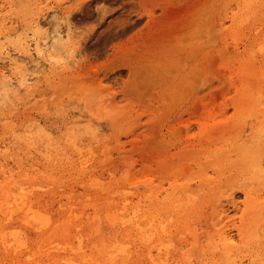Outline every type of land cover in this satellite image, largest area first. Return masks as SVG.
<instances>
[{
    "label": "rangeland",
    "instance_id": "rangeland-1",
    "mask_svg": "<svg viewBox=\"0 0 264 264\" xmlns=\"http://www.w3.org/2000/svg\"><path fill=\"white\" fill-rule=\"evenodd\" d=\"M179 1L0 0V61L19 52L31 70L25 80L6 73V87L0 77V264H232L217 237L223 227L238 264H264V0H191L183 25L167 19L154 31L160 43L145 42L152 22ZM59 31L53 60H37L39 38ZM150 223L149 234L168 227L169 254L138 229ZM111 240L130 244L128 253L110 256Z\"/></svg>",
    "mask_w": 264,
    "mask_h": 264
},
{
    "label": "bare ground",
    "instance_id": "bare-ground-1",
    "mask_svg": "<svg viewBox=\"0 0 264 264\" xmlns=\"http://www.w3.org/2000/svg\"><path fill=\"white\" fill-rule=\"evenodd\" d=\"M194 1V3H196V0H193ZM171 2V1H170ZM160 3H162V2H160ZM191 3H193V2H191V0H184V2L183 3H181L180 1L179 2H177V3H172V4H170V3H168V4H170V7H169V9H168V7L166 8V10L165 11H167V9H168V11L166 12V14H165V16H163L162 18H160V19H158V17H159V15H158V17H157V19L158 20H154L153 22H152V24H153V26L152 27H150L151 28V32L150 33H147V35L145 36V38H144V40H145V42L147 41V42H149L148 40H151L152 38H153V36H155L154 38L155 39H157L156 37H158L157 35H154V34H156L157 32H155L154 33V31L156 30V29H159V28H161L165 23H167V19H174V21H172V22H175V19L176 20H178V19H180L181 17L183 18V14L185 13V15H184V18L183 19H185V16L186 15H189L190 14V12H187V11H189V9L191 8V10L190 11H192V5H195L194 3L193 4H191ZM163 4V3H162ZM161 4V6H162V8H164L163 7V5ZM166 4V3H165ZM160 9H161V7H160ZM186 12L188 13V14H186ZM161 13V12H160ZM159 13V14H160ZM53 14V13H52ZM51 14V15H52ZM49 16V15H48ZM54 18V17H53ZM50 19V18H49ZM154 19V18H153ZM190 19V18H189ZM46 20V19H45ZM48 20V19H47ZM186 20V19H185ZM185 20H182V19H180V22H182V21H185ZM50 21H51V19H50ZM49 21V22H50ZM46 22H48V21H46ZM179 21L177 22L176 21V23H177V25L180 23ZM149 23V22H148ZM147 23V24H148ZM176 23H173V24H175L176 25ZM183 23H185V22H182V25H183ZM174 25V26H175ZM182 25H181V27H182ZM54 26V25H53ZM166 26V25H165ZM179 26V25H178ZM184 27V26H183ZM142 28H145V27H142ZM163 29V28H162ZM173 29V25H172V27H171V30ZM174 29H176V28H174ZM178 29H179V27H178ZM177 29V30H178ZM49 30V29H48ZM143 30V29H142ZM165 30V31H164ZM168 30V29H167ZM171 30H169V31H171ZM163 31L165 32L164 34H162V35H164V36H166V34H169L170 35V32L169 31H167V33H166V28L165 29H163ZM162 30L160 31V32H163ZM174 31V30H173ZM48 32V31H47ZM51 32V31H50ZM55 32V31H54ZM182 32H184V31H182ZM52 34V33H51ZM53 34H55V35H53ZM52 35H50V33H45V35L43 36V37H41V38H39V40L36 42V45H35V53H36V55H37V60L39 59V58H44L45 59V61H52L53 60V58L54 57H52V55L51 54H49V49H51V47H54L52 44L53 43H51V41L53 42L54 40H57V41H55L54 43H56V42H58V41H60L62 38H63V35L64 34H62V31L60 32H56V33H53ZM161 34V33H160ZM134 35V34H133ZM132 34H131V36H133ZM159 35V34H158ZM168 35V36H169ZM53 36H55V37H53ZM141 36H142V33H141ZM160 36V35H159ZM163 36V37H164ZM176 36V35H175ZM68 37V36H67ZM64 38H65V36H64ZM161 38V37H160ZM173 38V37H172ZM175 38V37H174ZM132 40H133V37L131 38ZM137 39V38H136ZM136 39H134V42H135V40ZM154 39V40H155ZM159 39V38H158ZM157 39V40H158ZM164 39V41H165V38H163ZM68 40V39H67ZM139 40V39H138ZM143 40V41H144ZM160 41V39L158 40V41H154V42H159ZM163 41V40H162ZM164 41H163V43H164ZM128 42V41H127ZM259 42V41H258ZM125 42H123V44H124ZM149 43H151V42H149ZM153 43V42H152ZM160 43V42H159ZM65 44V43H64ZM134 44V43H133ZM155 44V43H154ZM58 45H60L61 46V44H58ZM122 45V44H121ZM125 45H127V44H125ZM132 45V44H131ZM137 46H139L138 44H136ZM259 45H261V44H259ZM150 46V45H149ZM152 46V45H151ZM258 46V45H257ZM262 46V45H261ZM56 47H58L57 45H56ZM126 47V46H125ZM156 47V46H155ZM136 48V49H135ZM151 48V47H150ZM152 48H153V46H152ZM260 48V47H259ZM57 50H58V48H56ZM56 49H52V51L53 50H56ZM125 49V48H124ZM133 49H135V51H137V47H134ZM141 49H143V47H141ZM149 49V48H148ZM261 49H262V47H261ZM56 50V51H57ZM145 49H143V51H144ZM150 50V49H149ZM51 51V52H52ZM56 51H53V52H56ZM115 51V50H114ZM122 51V50H121ZM146 51V50H145ZM151 51V50H150ZM251 51V50H250ZM257 51V50H256ZM264 51V48H263V50H262V52ZM58 52V51H57ZM56 52V53H57ZM260 52V51H259ZM60 53L62 54V52H61V50H60ZM117 53V52H116ZM150 53V52H149ZM258 53V52H257ZM125 54V53H124ZM128 54H130V53H128ZM141 54V53H140ZM53 55H54V53H53ZM130 55H132V54H130ZM129 55V56H130ZM134 55V57H135V53L133 54ZM127 56V55H126ZM259 56V55H258ZM139 57H141L140 55H139ZM180 57V56H179ZM21 55H20V53L19 52H7L6 53V56L4 57V60L7 62V64L5 65L4 64V62L2 61V64H4V65H1V67H0V77H2V78H4V82H5V84H2L3 85V87L5 86L6 87V84H11V81H13V79H12V77H10V78H7V75H6V73H11V75L13 74V75H15V76H17V75H19L21 78H23L24 80L26 79V77H27V75H29V73H30V71H28L29 69H27V68H22V65H20V60H21ZM56 58V57H55ZM58 58V57H57ZM115 58V57H114ZM129 58V57H128ZM138 58V57H137ZM182 58V57H181ZM130 59V58H129ZM133 58H131L130 59V61L132 60ZM156 59V58H155ZM59 60V59H58ZM142 60H144L143 58H142ZM161 60V59H160ZM0 61V62H1ZM55 61H56V59H55ZM54 61V62H55ZM106 61V60H105ZM111 61V60H110ZM112 61H114V62H118L116 59L114 60H112ZM112 61H111V63H112ZM133 61V60H132ZM138 61V60H137ZM5 62V63H6ZM122 62H123V60H122ZM136 62V61H135ZM141 62V61H140ZM144 62V61H143ZM262 62V61H261ZM37 63V62H36ZM64 63V62H63ZM263 63V62H262ZM109 64H110V62H109ZM128 64H130V63H128ZM133 64V63H132ZM64 65V64H63ZM107 65H108V63H107ZM143 66L142 64H139V66L138 65H135V66H138V67H141V66ZM261 65V64H260ZM41 66H42V64H41ZM102 66V65H101ZM146 66V65H145ZM106 67H109V66H106ZM112 67V66H111ZM144 67V66H143ZM95 68V67H94ZM264 68V67H263ZM41 69V68H40ZM39 69V70H40ZM142 69V68H141ZM143 70V69H142ZM148 70H149V68L147 69V71H145L146 73L148 72ZM36 71V70H35ZM136 72V71H135ZM139 72H140V70H139ZM138 72V73H139ZM150 72V71H149ZM148 72V73H149ZM140 75H142L143 74V72L141 73H139ZM144 75V74H143ZM143 75H142V77H143ZM261 76V75H260ZM259 76V77H260ZM14 77V76H13ZM138 78L139 77H141V76H137ZM264 76H262V78H263ZM6 79H8L7 81H5ZM135 79V78H134ZM21 80V79H20ZM19 80V81H20ZM263 80V79H262ZM140 87V86H139ZM8 88V87H7ZM13 90V89H12ZM2 91V90H1ZM262 95V94H261ZM261 97V96H260ZM262 97H264L263 95H262ZM261 97V98H262ZM264 103V102H263ZM263 105V104H262ZM256 106H254V108H255ZM259 107V106H258ZM258 107H256V109H258ZM241 108H242V106H241ZM260 109H261V107H259ZM264 108V107H263ZM238 111H240L239 113H241V111L242 110H238ZM249 111H252V109H250ZM257 111V110H256ZM259 111V110H258ZM257 111V112H258ZM249 113V112H248ZM247 113V114H248ZM263 113H264V111H263ZM253 114V113H252ZM258 114L259 113H257V115H256V113H255V115L256 116H258ZM262 114V113H261ZM248 115H250V113L248 114ZM248 115L246 116L248 119H249V117H248ZM254 115V116H255ZM242 116V115H241ZM245 116V115H244ZM243 116V117H244ZM252 115H251V119H252ZM263 117V116H262ZM264 118V117H263ZM248 119H246V122H247V120ZM262 119V118H261ZM255 120V119H254ZM254 122V121H253ZM263 122V120H261L259 123H262ZM245 123V122H244ZM250 123V122H249ZM264 124V123H263ZM262 124V125H263ZM253 126V125H252ZM257 126V125H256ZM259 127V126H258ZM260 127H261V125H260ZM225 128V127H224ZM248 128H250V127H248ZM247 128V129H248ZM252 128H254V127H252ZM251 128V129H252ZM258 129V128H257ZM260 129V128H259ZM264 131V129H262L261 128V130H259V132H261V131ZM257 133H258V131H257ZM256 133V134H257ZM255 134V135H256ZM258 136H259V134H258ZM263 137V136H262ZM262 137H261V140L263 141V139H262ZM249 138H251V137H249ZM252 138H253V136H252ZM253 139H255V138H253ZM258 139V138H257ZM256 139V140H257ZM260 140V139H259ZM249 141V140H248ZM255 141V140H254ZM243 142H245V141H243ZM257 142H258V140H257ZM261 141H259V143H260ZM258 143V144H259ZM245 144V143H244ZM258 144H256V145H258ZM261 144V143H260ZM260 144H259V147H260ZM255 145V146H256ZM252 146V145H251ZM251 149V148H250ZM254 150H255V148H253ZM257 149H259V148H257ZM247 150H249V149H247ZM245 151H246V149H245ZM249 152V151H248ZM251 152V151H250ZM255 152V151H254ZM259 152V151H258ZM260 152H261V150H260ZM253 153V152H252ZM244 154V153H243ZM254 154V153H253ZM219 156V155H218ZM261 156V155H260ZM245 157V156H244ZM252 157V156H251ZM245 159V158H244ZM254 159V158H253ZM257 159V161L259 160V159H261V158H259L258 159V157L256 158ZM260 161V160H259ZM217 162V161H216ZM253 163H254V161H253ZM258 166L257 167H260V163L259 162H255ZM252 167H253V165H252ZM252 167H249V169L251 168L252 169ZM254 167H256V165L254 166ZM247 168V167H246ZM255 169V168H254ZM261 169V168H260ZM262 170L263 171H261V173H264V169H263V167H262ZM252 171V170H251ZM254 171V170H253ZM252 171V172H253ZM258 171H260L259 169H258ZM247 174V173H246ZM252 174V173H251ZM250 175V174H249ZM248 175V176H249ZM264 175V174H263ZM255 176H256V173H255ZM254 177V176H253ZM252 177V178H253ZM257 177H259V176H256V178ZM11 178V177H10ZM9 178V179H10ZM255 178V177H254ZM251 179V178H250ZM257 179H259L260 180V178H257ZM262 179V178H261ZM259 180H258V182H259ZM3 181L5 182V180L3 179ZM4 182H3V185H4ZM250 182V181H249ZM6 183V182H5ZM246 184V183H245ZM251 184V183H250ZM1 185H2V183H1ZM4 186H6V184L4 185ZM174 186V185H173ZM172 186V187H173ZM249 186V185H248ZM2 187V186H1ZM32 187V186H31ZM175 187V186H174ZM240 187V186H239ZM250 187V186H249ZM249 187H247V189H250ZM33 188V187H32ZM32 188H30V189H32ZM34 188H35V186H34ZM155 188V187H154ZM5 189H7V188H5ZM3 187H2V190H5ZM21 189V188H20ZM19 189V190H20ZM175 189L177 190V188L175 187ZM18 190V191H19ZM150 190V189H149ZM191 190V189H190ZM246 190V189H245ZM244 190V191H245ZM193 191V190H192ZM264 191V190H263ZM2 192V191H1ZM5 192V191H4ZM151 191H149L148 193H150ZM174 192V191H173ZM188 192V191H187ZM201 192V191H200ZM252 192H253V190H252ZM252 192H250V193H252ZM6 193V192H5ZM4 193V196L7 194H5ZM30 193V192H29ZM146 193V192H145ZM145 193H144V195H145ZM148 193H146V194H148ZM152 194H153V192H151ZM150 193V194H151ZM185 193V192H184ZM2 194V193H1ZM13 194V193H12ZM150 194H148V195H150ZM156 194V193H155ZM188 194V193H187ZM261 194V193H260ZM18 195V193L16 194V196ZM138 195H140V194H138ZM158 194H156V196H157ZM173 195V194H172ZM250 195V194H249ZM4 196H2V197H4ZM14 196V195H13ZM151 196V195H150ZM152 196H154V194L152 195ZM155 196V197H156ZM159 196V195H158ZM157 196V197H158ZM185 196V195H184ZM191 196V195H190ZM232 196V195H231ZM123 197V196H122ZM140 197V196H139ZM145 197V196H144ZM169 197H171V196H169ZM187 197V196H186ZM194 197V195L191 197V198H193ZM6 198V197H5ZM9 198V197H8ZM25 198V197H24ZM148 198V197H147ZM166 198V197H165ZM195 198H196V196H195ZM247 199H249L248 198V195H247V197H246ZM245 198V199H246ZM121 199H124V198H121ZM126 199V198H125ZM164 199V198H163ZM189 199V198H188ZM217 199V198H216ZM246 199V200H247ZM260 199H262V198H260ZM1 200H4L3 198L1 199ZM127 200V199H126ZM146 200V199H145ZM219 200H220V198H219ZM255 200H257V199H255ZM5 201V200H4ZM18 201V200H17ZM20 201V200H19ZM119 201H121V200H119ZM131 201V200H130ZM144 201V200H143ZM149 201V200H148ZM164 201H165V199H164ZM164 201H162L161 200V202H164ZM214 201V200H213ZM217 201V200H216ZM248 201H250V200H248ZM248 201H247V203H248ZM263 201H264V199H263ZM262 201V202H263ZM3 202V201H2ZM16 202V201H15ZM24 202V201H23ZM23 202H21V203H23ZM109 202V201H108ZM107 202V203H108ZM129 202V200L126 202V203H128ZM140 202V201H139ZM218 202V201H217ZM251 202H253L252 200H251ZM251 202H249V203H251ZM110 203V202H109ZM114 203V202H113ZM125 203V202H124ZM141 203V202H140ZM256 203H260V200H258V202H256ZM5 204H7L6 202H5ZM24 204H25V202H24ZM166 204V203H165ZM178 204V203H177ZM180 204V203H179ZM123 205V202H122V204H121V207H123L122 206ZM214 205H215V203H214ZM213 205V206H214ZM233 205V204H232ZM253 205H254V203H253ZM102 206V205H101ZM128 206V205H127ZM158 206V205H157ZM212 206V207H213ZM219 206H221V204L219 205ZM235 206V205H234ZM246 206V205H245ZM3 207V206H2ZM144 207V206H143ZM211 207V206H210ZM211 207V208H212ZM236 207V206H235ZM249 207V206H248ZM264 207V206H263ZM111 208V207H110ZM116 208V207H115ZM155 208V207H154ZM256 208V207H255ZM21 209V208H20ZM32 208H30V206H28L27 207V210H26V208L23 210L24 212H27V214H31L32 213V215L36 212V210L35 209H33V210H35V212L33 211V210H31ZM94 209H95V207H94ZM93 209V210H94ZM124 209V208H123ZM127 209V208H126ZM133 209V208H132ZM138 209V207L135 209V211ZM140 209V208H139ZM145 209V208H144ZM143 209V210H144ZM153 209V208H152ZM151 209V210H152ZM173 209H174V207H173ZM175 209H176V207H175ZM19 210V208H17V211ZM26 210V211H25ZM119 210V209H118ZM214 210V209H213ZM212 210V211H213ZM218 210V209H217ZM261 210V209H260ZM12 211V210H11ZM10 211V212H11ZM112 211V210H111ZM117 211V210H116ZM115 211V212H116ZM121 211V210H120ZM119 211V212H120ZM127 211V210H126ZM125 211V212H126ZM146 211V210H145ZM150 211V210H149ZM155 211V210H154ZM153 211V212H154ZM263 211V210H262ZM94 212H95V210H94ZM100 212V211H99ZM114 212V213H115ZM123 211H121V213H122ZM130 212H132V214H136V213H134L133 211H130ZM152 212V211H151ZM150 212V213H151ZM12 213V212H11ZM14 213H16V211L14 212ZM13 213V214H14ZM37 213V212H36ZM105 213H108V212H104V214ZM112 213V212H111ZM147 213V211L145 212V214ZM155 213H157V212H155ZM214 213V212H213ZM225 213V211L222 209V210H220V213L219 214H224ZM24 214V216L23 217H25V216H27V218H28V215H26L25 213H23ZM41 214V215H40ZM42 214H44V213H40V211H39V214H35V215H33V216H35V219H37V220H39L40 221V223H42L43 225L45 224V225H49V222H50V219H48L46 216H45V214L44 215H42ZM116 214V213H115ZM113 215V213L112 214H108L109 215V217L112 219V221H114V219H116L117 218V216L116 215ZM129 214V213H128ZM131 214V213H130ZM128 215L129 217L131 216V215ZM11 215V214H10ZM97 215V214H96ZM107 215V214H106ZM108 215L106 216V217H108ZM152 215V214H151ZM150 215V217L152 218L153 217V215L151 216ZM161 215V214H160ZM217 215V214H216ZM251 215V214H250ZM249 215V216H250ZM260 215H261V213H260ZM31 216V215H30ZM29 216V217H30ZM78 216V215H77ZM128 216H127V219H130V218H128ZM136 216V215H135ZM149 216V215H148ZM157 216H159V215H157ZM177 216V215H176ZM259 216V215H258ZM15 217V216H14ZM13 217V219H16V218H14ZM72 217V216H71ZM74 217H75V215H74ZM94 217H95V215H94ZM97 217V216H96ZM108 217V218H109ZM120 217V216H119ZM118 217V218H119ZM149 217V218H150ZM173 217V216H172ZM227 217V214H224V215H221V218H220V221H222V219L223 218H226ZM242 217V216H241ZM31 218V217H30ZM86 218V217H85ZM97 218H99V217H97ZM107 218V219H108ZM137 218V217H136ZM145 218V217H144ZM148 218V219H149ZM263 218H264V216H263ZM68 219V218H67ZM74 219H76V217L74 218ZM78 219V218H77ZM76 219V220H77ZM121 219V218H120ZM122 219H125L126 220V218H123L122 217ZM121 219V221L120 222H122V221H124V220H122ZM134 219H135V217H134ZM147 219V220H148ZM154 219V218H153ZM159 219V218H158ZM170 218H168V221H170L169 220ZM19 221H20V219H18ZM23 220V219H22ZM21 220V221H22ZM49 220V221H48ZM66 220V219H65ZM69 220V219H68ZM73 220V219H72ZM100 220V219H99ZM117 220V219H116ZM131 220V219H130ZM141 220V219H140ZM143 220V219H142ZM147 220H146V222H147ZM156 220V219H155ZM172 220V219H171ZM180 219H178V221H179ZM20 221V222H21ZM26 222H27V220H25ZM29 221V220H28ZM34 221H36V220H34ZM61 221V220H60ZM127 221V220H126ZM129 221V220H128ZM149 221V220H148ZM177 220H176V222H178ZM181 221V220H180ZM224 221V220H223ZM222 221V222H223ZM23 222H24V220H23ZM37 222V221H36ZM66 222H68V221H66ZM99 222V221H98ZM117 222V221H116ZM119 222V221H118ZM119 222V223H120ZM154 222V221H153ZM165 222V221H164ZM221 222V223H222ZM225 222V221H224ZM242 222H243V220H242ZM28 223V224H27ZM26 224L27 225H29V222H27ZM63 223H65V222H63ZM108 223V222H107ZM109 223H111V221L109 220ZM112 223H114V222H112ZM111 223V224H112ZM130 223H131V221H130ZM149 223V222H148ZM155 223V222H154ZM157 224H158V222H156ZM181 223V222H180ZM221 223H220V225H221ZM21 224V223H20ZM35 224V223H34ZM42 224H40V226H43ZM62 224V223H61ZM69 224H71V222H69ZM110 224V225H111ZM116 224V223H115ZM126 224H127V222H126ZM134 224H136L137 225V223H136V221H135V223ZM133 224V225H134ZM39 225V224H38ZM53 225H56V223L55 224H53ZM122 226H123V224H121ZM136 225H134V227H136ZM140 225H141V223H140ZM160 225H162V226H160ZM160 225H158V226H160V228H158L157 227V225H156V227L154 228L153 227V230L155 229L156 231L153 233H151L150 232V234H149V232L147 231V230H149L150 228V230L152 231V225H151V223L150 224H146V225H144V226H140L138 229L140 230V231H142V230H145V231H147L146 233H145V231H144V233H145V236H147V235H150V236H147L148 238H149V241H153V240H155L154 242H155V245L157 246V249L159 250V251H162V250H164L165 251V254L167 255V254H169V250H170V247H171V241L170 240H167V238H165V237H162L163 236V234L162 233H167L166 231H167V228L168 227H166V225H164V224H160ZM216 225V224H215ZM225 225V224H224ZM66 226H67V224H66ZM112 226V225H111ZM114 226V225H113ZM112 226V227H113ZM148 226H150V227H148ZM19 227V226H18ZM17 227V228H18ZM30 227V226H29ZM37 227V226H36ZM35 227V228H36ZM46 227V226H45ZM259 227H261V224H257V225H255V228H253L251 231H250V233H249V238H255V236L257 237V233H255V231L257 230V229H259ZM38 228V227H37ZM76 228V227H75ZM147 228H149V229H147ZM226 228H227V224H226ZM77 229H79L78 227L75 229V230H77ZM223 229L225 230V228L223 227ZM223 229H220V231L218 232V236L217 237H219V240L221 239V246L223 247V249H224V255H225V262H232V264H238V262H237V260L235 259V254H233V250H232V245L234 244L233 243V239H232V237L226 232V231H224ZM240 229H241V227H240ZM246 229V228H245ZM15 230V229H14ZM36 230V229H35ZM138 230V231H139ZM169 230V229H168ZM227 230V229H226ZM239 230V229H238ZM23 231V230H22ZM29 231V230H28ZM39 231V230H38ZM49 231H50V229H49ZM57 231V230H56ZM67 231V230H66ZM73 231V230H72ZM228 231V230H227ZM13 232V231H12ZM18 232V231H17ZM63 232H64V230H63ZM71 232V231H70ZM96 232H98V229H97V231ZM95 232V230H94V233H96ZM111 232V231H110ZM143 232V231H142ZM238 232H240V230L238 231ZM15 233H16V231H15ZM15 233H13V237L15 236ZM19 233H22V232H18L17 234L19 235ZM46 233H48V232H46ZM50 233H52V232H50ZM91 233V232H90ZM125 233V232H124ZM148 233V234H147ZM194 233H196V232H194ZM193 233V231H192V233L191 234H193V236L195 235ZM242 233V232H241ZM16 234V235H17ZM99 234V233H98ZM103 234H104V232H103ZM111 234V233H110ZM120 234V233H119ZM147 234V235H146ZM191 234H190V236H191ZM256 234V235H255ZM262 234V233H261ZM260 234V235H261ZM46 235H48V234H46ZM54 235V234H53ZM71 235V234H70ZM90 235V234H89ZM116 235V234H115ZM135 235V234H134ZM183 235H185V234H183ZM3 236V235H2ZM20 236V235H19ZM19 236H18V238H19ZM45 236V235H44ZM49 236V235H48ZM171 236V235H170ZM192 236V237H193ZM240 236H241V234H240ZM262 236V235H261ZM11 237V236H10ZM17 237V236H16ZM24 237V236H23ZM22 237V238H23ZM30 237V236H29ZM50 237V236H49ZM48 237V238H49ZM56 237H58V236H56ZM78 237V236H77ZM79 237H80V234H79ZM82 237V236H81ZM80 237V238H81ZM86 237V236H85ZM84 237V238H85ZM195 238H194V241L196 240V235L194 236ZM217 237H216V240H217ZM258 237H260V236H258ZM18 238H16V239H18ZM55 238V237H54ZM58 238H60V237H58ZM76 238V237H75ZM83 238V237H82ZM114 238V237H113ZM125 238H126V236H125ZM132 238V236L130 237V239ZM141 238H142V236H141ZM148 238H147V240H148ZM16 239H14V240H16ZM44 239H46V238H44ZM50 239V238H49ZM49 239H48V241H49ZM56 239V238H55ZM85 239H87V238H85ZM215 239V238H214ZM13 239H12V241H14ZM23 240V239H22ZM30 240V239H29ZM100 240V239H99ZM145 240V239H144ZM146 240V241H147ZM208 240H210V238H208ZM219 240L218 241H216V244L218 245V243H219ZM11 241V242H12ZM17 242V244L20 242V240L18 239V240H16ZM24 241V240H23ZM23 241H21L20 243H22ZM78 241V240H77ZM81 241H82V239L80 240L79 239V242H77V244H75V245H78V243H80L81 244ZM105 241V240H104ZM112 241V240H111ZM133 241H135L134 239H133ZM132 241V242H133ZM35 242V241H34ZM93 242H95V241H93ZM99 242H101V241H99ZM131 242V243H132ZM136 242V241H135ZM148 242V241H147ZM218 242V243H217ZM25 243V242H24ZM24 243H22L21 244V247L23 246L24 247ZM36 243V242H35ZM46 243H48V242H46ZM55 243V242H54ZM53 243V244H54ZM103 243V242H102ZM115 243V242H114ZM117 243V242H116ZM149 243V242H148ZM190 243H191V241H190ZM198 243V242H197ZM196 243V244H197ZM207 243H209L208 241H207ZM26 244V243H25ZM58 244V243H57ZM65 244L66 243H64V245H62V247L63 246H65ZM100 244V243H99ZM194 244V243H193ZM195 244V245H196ZM212 244V243H211ZM257 244V243H256ZM16 245V244H15ZM34 245V244H33ZM43 245H45V244H43ZM51 246H52V244H50ZM55 245V244H54ZM61 245V244H60ZM59 245V246H60ZM112 246L111 247H113V246H115L116 244H114L113 245V241H112V244H111ZM128 245H130V244H127V243H122V244H118L117 245V247H116V249H114L115 247H113V249H114V251H113V254H110V256H114V257H117L118 255H126L127 253H128ZM140 245V244H139ZM257 245H259V243L257 244ZM18 246H20V244H18L17 245V247ZM26 246H27V244H26ZM40 246V245H39ZM49 246V245H48ZM57 246V245H56ZM55 246V247H56ZM66 246H69V245H66ZM79 246V245H78ZM94 247L93 248H96L95 247V244L93 245ZM219 246V245H218ZM20 247V248H21ZM22 247V248H23ZM62 247H61V249H62ZM70 247V246H69ZM69 247H67V248H69ZM100 247V246H99ZM130 247V246H129ZM212 247H216L215 246V243H213V245H212ZM248 247V246H247ZM16 248V247H15ZM20 248L18 249V248H16V249H18V250H20ZM38 248V247H37ZM72 248V247H71ZM71 248H69V249H71ZM80 248H82L81 247V245H80V247H79V249ZM98 248V247H97ZM220 248V247H219ZM16 249H14L15 250V252H16ZM27 249V248H26ZM42 249V248H41ZM43 249H45V248H43ZM54 249H56V248H54ZM54 249H52L54 252H56L57 250H54ZM75 249V248H74ZM73 249V250H74ZM78 249V248H77ZM78 249V250H79ZM104 249H107V248H104ZM38 250V249H37ZM48 250V249H47ZM50 250H51V248H50ZM72 250V249H71ZM81 250H84V249H81ZM87 250V249H86ZM90 250V249H89ZM96 250V249H95ZM27 251H28V249H27ZM36 250H34V252H35ZM49 251V250H48ZM62 251V250H61ZM65 251V250H64ZM77 251V250H76ZM97 251V250H96ZM105 251V250H104ZM107 251V250H106ZM249 251V250H248ZM26 252V251H25ZM30 252V251H29ZM32 252H33V250H32ZM32 252H31V254H32ZM49 252H52V251H49ZM60 252V251H59ZM72 252V251H71ZM74 252V251H73ZM78 252V251H77ZM98 252H99V250H98ZM97 252V253H98ZM42 253V252H41ZM40 252H38V254H41ZM75 253V252H74ZM83 253H85L84 251H83ZM83 253H82V255H83ZM87 253V252H86ZM135 253V252H134ZM137 253V252H136ZM139 253V252H138ZM238 253V252H237ZM27 254V253H26ZM48 254V253H47ZM52 253H50V255H51ZM55 254H57V253H55ZM99 255H100V253H98ZM105 254V253H104ZM106 254H108V252L106 253ZM108 254V255H109ZM130 254V253H129ZM128 254V255H129ZM20 254H18V256H19ZM34 255V254H33ZM33 255H31L32 257H33ZM44 255H46V254H44ZM101 255H102V253H101ZM108 255H106L107 257H108ZM127 255V256H128ZM133 255H135V254H133ZM142 255H143V253H142ZM147 255H149L148 253H147ZM253 255V254H252ZM259 255V254H258ZM258 255H256V256H258ZM261 255V254H260ZM17 256V257H18ZM28 256V255H27ZM26 256V257H27ZM35 256V255H34ZM59 256V255H58ZM72 256V255H71ZM71 256H69V257H71ZM77 256H78V253H77ZM103 256V255H102ZM136 256V255H135ZM250 256V255H249ZM20 257H22L21 255H20ZM29 257V256H28ZM32 257H29V258H32ZM38 257V256H37ZM85 257V256H84ZM88 257H90L89 255H88ZM111 257V258H112ZM122 257V256H121ZM259 257V256H258ZM28 258V259H29ZM33 258H35V257H33ZM42 258V257H41ZM103 258V257H102ZM126 258V257H125ZM151 258H153V257H151ZM151 258H149V259H151ZM238 258V257H237ZM261 258V257H260ZM27 259V258H26ZM39 259V258H38ZM44 259H45V257H44ZM64 259H65V257H64ZM64 259H62V260H64ZM82 259V258H81ZM88 259V258H87ZM90 259H91V257H90ZM98 259H100V258H98ZM190 259V258H189ZM24 260V259H23ZM32 261L34 260V259H31ZM31 260H30V262H31ZM109 260V259H108ZM124 260V259H123ZM210 260V259H209ZM18 262H19V260H17ZM56 261H57V257H56ZM65 261V260H64ZM67 261V260H66ZM72 261V262H71ZM90 261V260H89ZM112 261V260H111ZM141 261H143V260H141ZM261 261V260H260ZM22 262V261H21ZM49 262H51V261H49ZM60 262H62L61 260H60ZM71 263V264H82V261H78V260H69V261H67V263ZM84 262H86V259H85V261ZM98 261H96V263H97ZM131 262V261H130ZM135 262V261H134ZM154 262V261H153ZM159 262V261H158ZM158 262L156 261V262H154L155 264H158ZM166 262V261H165ZM165 262H162L163 264H165ZM175 262V261H174ZM36 263V262H35ZM34 263V264H35ZM52 263H54V262H52ZM56 263V262H55ZM67 263H64V264H67ZM69 263V264H70ZM86 263H88V262H86ZM92 264H93V261L91 262ZM122 263V262H121ZM120 263V264H121ZM161 263V262H160ZM161 263V264H162ZM32 264V263H31ZM40 264V263H39ZM49 264V263H48ZM110 264H112L111 262H110ZM114 264H117V263H114ZM169 264V263H168ZM171 264V263H170ZM208 264V263H207ZM239 264H241V263H239Z\"/></svg>",
    "mask_w": 264,
    "mask_h": 264
}]
</instances>
